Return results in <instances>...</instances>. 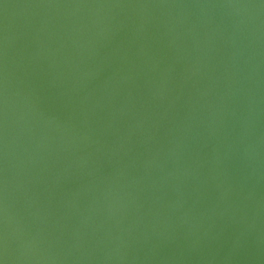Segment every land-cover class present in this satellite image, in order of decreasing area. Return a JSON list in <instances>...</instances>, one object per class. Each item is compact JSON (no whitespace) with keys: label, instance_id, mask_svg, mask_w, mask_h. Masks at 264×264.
<instances>
[{"label":"water","instance_id":"water-1","mask_svg":"<svg viewBox=\"0 0 264 264\" xmlns=\"http://www.w3.org/2000/svg\"><path fill=\"white\" fill-rule=\"evenodd\" d=\"M0 264H264V0H0Z\"/></svg>","mask_w":264,"mask_h":264}]
</instances>
